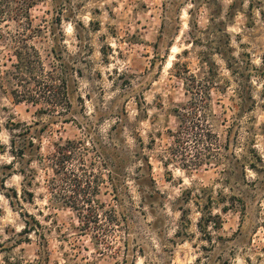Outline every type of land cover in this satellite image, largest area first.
Instances as JSON below:
<instances>
[{"label":"rangeland","instance_id":"rangeland-1","mask_svg":"<svg viewBox=\"0 0 264 264\" xmlns=\"http://www.w3.org/2000/svg\"><path fill=\"white\" fill-rule=\"evenodd\" d=\"M169 1L38 0L31 10L32 20L34 26H44L45 32L44 38L33 41L44 61L49 62L47 49L54 43V35L60 40L63 34L69 52L77 60L72 58L70 62H76L82 75L74 76L70 82L73 102L70 116L75 121L54 124L40 133L42 124L33 130L43 136L44 152L51 150L53 142L60 138L84 137L85 128L105 142L114 138L120 149L129 150L132 156L128 164L132 174L130 192L136 204H141L130 226L129 246L131 250L141 251H130L128 264L134 259L136 264H264V77L253 78L257 100L253 112L255 119L244 124L250 127L247 128L250 132L242 130L240 134L242 140L250 134L255 138L256 148L263 158L262 162L257 161L258 174L248 169L244 177L239 171L238 176L235 175L239 184L232 180L234 191H230L215 180L221 177L220 168L208 166L189 174L171 166L173 178L168 179L167 169L158 158V153L171 142L169 130H174L178 124L175 106L188 100L184 81L175 76L172 65L177 54L190 48L185 41L192 3L184 0L178 10V6H169ZM220 1L224 16L234 0ZM248 2L245 0L241 10L230 18L228 31L236 54L249 52L253 63L261 67L264 65V22L257 8L250 16ZM170 7L173 8L171 12ZM167 11L172 21L168 18L163 32ZM196 17L201 26L208 23L206 6H201ZM157 53L163 59L158 58ZM3 60L1 56L2 70L12 68L10 61L7 66L2 65ZM186 60L193 71L198 70L194 50ZM14 87L16 80L10 74H3L0 78V264H6V259L39 258L43 240L35 233L27 236L22 232L25 222L21 210L33 214L42 224L40 232L46 233L47 246L43 249L48 251L46 254L42 250L43 264L72 263L75 254L88 258L91 264H124L127 250L123 232L110 238L111 247L102 246L103 251L97 252L90 236H80L72 227L78 224L75 213L49 202L43 171L35 180L39 185L32 187L33 201L21 199V205H11L5 193L13 194L17 190L20 196L23 176H7L11 169L6 166L12 161L11 153L2 147V144L9 146L7 124L11 120L31 123L40 119L35 113L37 106L17 103L13 99L11 90ZM219 99L228 102L213 90L212 108L222 119L223 107ZM47 118L48 115H43L42 120ZM154 137L156 141L152 142ZM237 152L242 153V147H237ZM141 153L149 155L152 169L141 161ZM142 175L146 176L143 184L147 191L155 188L158 191L154 194L163 196L153 199V207L141 203V183L138 182ZM133 177L139 179L135 181ZM207 185L215 190L224 188L225 193H234L246 201L242 212L231 209L223 212L224 203L217 206L215 212L221 213L222 223L217 229L211 228L210 239L197 227L200 214L194 201L184 203L190 210L187 214L190 222L184 229L181 228L182 213L174 202L186 187L195 186L198 190ZM107 192L103 186L100 196L103 200H110ZM181 229L184 233L178 235Z\"/></svg>","mask_w":264,"mask_h":264},{"label":"trees","instance_id":"trees-1","mask_svg":"<svg viewBox=\"0 0 264 264\" xmlns=\"http://www.w3.org/2000/svg\"><path fill=\"white\" fill-rule=\"evenodd\" d=\"M37 1L0 0V58L2 56L5 59L2 65L7 66V61H10L12 67L2 70L0 65V78L3 74H10L16 80V87L11 90L13 99L17 103L28 102L37 106L35 113L40 116L39 120L31 123L11 120L7 124L9 146L2 144L3 149H7L12 156V161L6 166L11 169L7 176H23V188L20 196L17 190L5 195L13 207L21 205V199L32 202L35 197L32 187L39 185L35 180L39 172L43 171L49 202L75 213L78 224L72 227L77 230L76 234L90 236L97 252L101 253L102 246H112L110 238L123 232V243L127 250L123 263L128 264L130 251H141L136 248L131 250L129 246L133 216L137 207H141V204H136L130 192L129 180L132 174L128 170V164L132 161V156L129 155V150L120 149L114 138L105 142L101 136H93L84 127V137L60 138L53 142L51 150L43 151V136H38L40 132L57 123L75 121L70 116L73 107L70 82L74 76L82 74L74 64L77 60L69 52L63 34L60 40L54 35V43L47 49L49 62L44 61L45 58L33 41L39 37L44 38L45 32L44 26L33 24L31 10L37 5ZM189 1L192 8L188 12L190 20L185 42L190 48L177 54L172 65L175 76L184 81L188 100L175 106L174 115L178 124L174 130H169L171 142L158 153V158L167 169L168 179L173 178V172L169 169L171 166L189 174L208 166L220 168L218 173L221 177L215 180L234 191L232 180L235 179L236 184H239L235 175L238 176L240 171L245 177L248 169L258 174L257 161H263L256 148L255 138L250 134L242 140L240 134L242 130L249 133L247 128L250 127L244 124L255 119L253 112L257 100L253 78L264 77V65L256 66L247 51L236 54L231 44L228 21L241 10L245 0H234L224 16L220 0ZM183 3L184 0H170L169 6H178L179 10ZM202 5L206 6L209 13L205 26H201L196 17ZM171 7L170 12L173 9ZM255 8L259 10L264 22V0H249L250 16H253ZM170 12L167 11L162 23L163 32L168 18L172 21ZM191 50H194L198 60L199 67L196 71L192 70L186 60ZM157 57L163 59L158 53ZM72 58L76 62H70ZM213 90L228 100L223 103L219 99L223 107L222 119L212 108ZM142 103L146 104L145 100ZM43 115H48V120L43 121ZM40 124L42 127L38 130L39 133L34 132L33 128ZM155 141V137L152 138V142ZM141 142L144 143L143 140ZM237 147H242L243 152L238 153ZM141 161L152 169L149 155L141 153ZM137 179L139 178L133 177V180ZM145 179L146 176L142 175L141 182H138L141 183V203L153 207L154 200L163 196L154 194L158 191L155 188L151 192L147 191L143 184ZM3 185L5 187V183ZM103 186L111 195L110 200L100 197ZM190 200L194 201L200 214L197 227L208 239L213 235L211 228L217 229L222 223L221 213L215 212L217 206L224 203L221 209L223 212L230 209L242 212L246 207L243 197L234 193L227 194L224 188L215 190L213 186L207 185L196 190L195 186L186 187L182 195L174 200L176 209L182 213V229L190 222L187 218L190 210L184 204ZM20 215L25 222L22 232L27 236L35 233L43 240L38 252L39 258L6 259L5 263L43 264L42 250L46 254L48 250L43 249L47 246V240L46 233L40 232L42 224L27 211L21 210ZM182 229L178 231V235L184 233ZM75 256L73 262L68 264H91L88 258ZM130 264H136L135 259Z\"/></svg>","mask_w":264,"mask_h":264}]
</instances>
